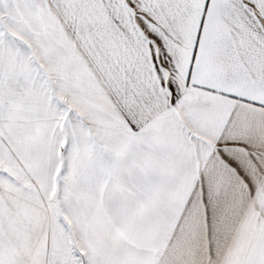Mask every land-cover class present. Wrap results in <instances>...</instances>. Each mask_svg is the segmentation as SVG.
I'll use <instances>...</instances> for the list:
<instances>
[{
    "label": "snow or ice",
    "instance_id": "snow-or-ice-1",
    "mask_svg": "<svg viewBox=\"0 0 264 264\" xmlns=\"http://www.w3.org/2000/svg\"><path fill=\"white\" fill-rule=\"evenodd\" d=\"M0 264H264V0H0Z\"/></svg>",
    "mask_w": 264,
    "mask_h": 264
}]
</instances>
